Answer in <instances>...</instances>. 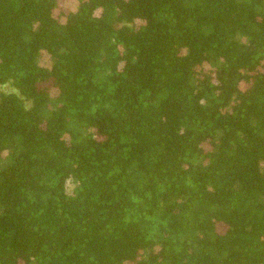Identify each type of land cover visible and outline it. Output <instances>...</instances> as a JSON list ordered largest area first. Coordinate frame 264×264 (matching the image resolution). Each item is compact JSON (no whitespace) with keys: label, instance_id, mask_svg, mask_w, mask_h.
I'll use <instances>...</instances> for the list:
<instances>
[{"label":"trees","instance_id":"16d2710c","mask_svg":"<svg viewBox=\"0 0 264 264\" xmlns=\"http://www.w3.org/2000/svg\"><path fill=\"white\" fill-rule=\"evenodd\" d=\"M0 0V264H264V0Z\"/></svg>","mask_w":264,"mask_h":264},{"label":"rangeland","instance_id":"374dc122","mask_svg":"<svg viewBox=\"0 0 264 264\" xmlns=\"http://www.w3.org/2000/svg\"><path fill=\"white\" fill-rule=\"evenodd\" d=\"M77 0H59V10L67 12L70 9H75Z\"/></svg>","mask_w":264,"mask_h":264}]
</instances>
